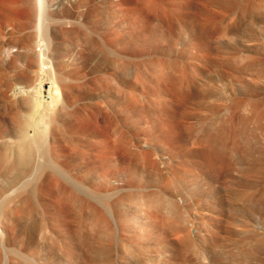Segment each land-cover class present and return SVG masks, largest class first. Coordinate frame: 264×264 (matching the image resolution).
I'll list each match as a JSON object with an SVG mask.
<instances>
[{"label":"bare ground","instance_id":"obj_1","mask_svg":"<svg viewBox=\"0 0 264 264\" xmlns=\"http://www.w3.org/2000/svg\"><path fill=\"white\" fill-rule=\"evenodd\" d=\"M255 244L264 0H0V264H254Z\"/></svg>","mask_w":264,"mask_h":264},{"label":"rangeland","instance_id":"obj_2","mask_svg":"<svg viewBox=\"0 0 264 264\" xmlns=\"http://www.w3.org/2000/svg\"><path fill=\"white\" fill-rule=\"evenodd\" d=\"M217 79V78H216ZM218 80V79H217ZM218 81H220V80H218ZM223 84V83H222ZM222 94H220V95H218L217 96V99H216V101L218 102V101H220V96H221ZM201 112L202 111H200V113H199V111H194V113L192 114V117H193V120L194 121H196V124H197V126H198V123H197V120H198V118H199V116H201ZM192 120V121H193ZM128 126L126 127V129H128L131 125L130 124H127ZM237 205L238 206H240V207H242L243 208V205H244V203H243V201H241V200H237ZM257 210V209H256ZM258 211V210H257ZM154 253V252H153ZM152 253V254H153ZM256 253H258V254H256ZM260 253V254H259ZM241 256H239V260L240 261H244L243 259H244V257L242 256L243 255V253L242 254H240ZM253 258H254V264H264V245H257V244H255V249H254V254H253Z\"/></svg>","mask_w":264,"mask_h":264}]
</instances>
